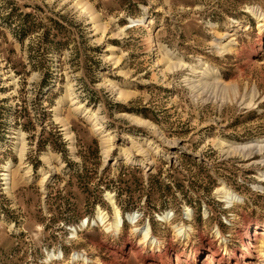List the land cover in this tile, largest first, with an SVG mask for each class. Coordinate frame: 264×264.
<instances>
[{
    "label": "rangeland",
    "instance_id": "rangeland-1",
    "mask_svg": "<svg viewBox=\"0 0 264 264\" xmlns=\"http://www.w3.org/2000/svg\"><path fill=\"white\" fill-rule=\"evenodd\" d=\"M259 17L264 0H0V264H162L167 250L203 264L205 242L224 251L217 231L244 250L264 227V153L227 145L264 140ZM205 65L223 83L200 90ZM148 225L162 247L141 240Z\"/></svg>",
    "mask_w": 264,
    "mask_h": 264
},
{
    "label": "bare ground",
    "instance_id": "bare-ground-1",
    "mask_svg": "<svg viewBox=\"0 0 264 264\" xmlns=\"http://www.w3.org/2000/svg\"><path fill=\"white\" fill-rule=\"evenodd\" d=\"M82 5L83 6H81V7L85 8L86 10L89 8V7H86L85 4H82ZM86 10H84V12ZM258 19H259V23H262L264 21V19L261 20L260 17ZM143 21L144 20H140V21L138 20V24H141ZM262 29H263V25H260L261 32H262ZM263 40H264V36H262V38L258 41L259 42V47H262ZM233 43H234V40H231V38H230V41L225 46L233 45ZM222 44L223 43H218L217 45L222 47L223 46ZM228 50L229 49H227V51ZM167 57H169V61H170L169 62V66H167L168 70L171 69L173 66L177 68L179 66L178 63L179 62L181 63V61H179L177 63L178 65H177L176 63L174 64L173 62H171V60L173 58L170 56V53H168ZM182 65L183 64L181 63L180 66H182ZM201 69H202V71L197 73L198 74V80L192 82V85L195 86L196 88L200 86L199 87L200 90H204L206 88H204L203 86H208L209 87L210 85L214 86V84L218 85L219 83H223L222 77H221V75H220V73L218 71H215L213 68H211L210 66H206V65H205V68L202 67ZM201 86L204 89H202ZM117 90H119V89H117ZM67 94H68V102H69L70 106L73 108L74 111H76V112L81 111V112H84L87 115H88V113H90L89 109L85 106V104L79 101V98L75 95L73 89L70 86H69ZM119 94L121 96L122 95L124 96L125 92L120 91ZM124 97L127 98V96H124ZM247 103L248 102H246V104ZM93 115L89 116V118L92 121V124H93V127L95 128V130L100 132L103 135V137H105V138L109 137L110 136L109 131H107L104 128V126L102 125V123H100L98 121V119L93 118L94 117ZM131 118H132V120L134 122H136L138 124H146L147 123L145 120H143V119H141L140 117H137V116H132ZM132 141H133L132 145L135 146L136 148H138L139 151H143L144 150V148H142V145H141V143L143 141L140 142V140L136 141L134 139ZM146 144H147V146H152V141L148 140V142ZM221 146H224V144L221 143ZM227 146L229 147L228 152L230 154H241V155H244L245 158H250V159L254 156L253 154H254L255 150H256L255 153H261V154L264 153V140H259V141L248 143V144L229 143ZM260 162L264 164V155L261 157ZM261 178L264 181V173H262ZM219 190H221V192L220 191L219 192L223 195V198L225 200H227V202L229 204H234L235 202H239V203L243 202V199H241V197H239L234 192H232L227 186H224L222 189H219ZM109 200H111V202L113 203L114 209H115V219H114V223L112 224L111 227H113L117 233H121L122 232V228H123V223H124L123 222V218L121 216V212H120L119 208L116 206L112 195L110 196ZM99 215H100L101 222H104L105 219H107L106 218L107 216L103 212H100ZM187 216L190 218L192 216V212L189 211L187 213ZM169 217H170L169 214H167L166 216H164L162 218H167L168 219ZM128 218H129V220L132 223L136 219V217L132 216V215H130ZM258 227L254 228V230L252 229L253 228L252 226H248L246 228V231H245V233L243 234V237H242L243 238L242 244H243L244 250L231 249L230 246L228 245V241L226 239L224 240V238L221 235L220 231H217V234L224 241L223 242L224 243V251L222 252L212 242H205L204 241L205 242L204 246H206L204 250L206 251V253L208 255H207L205 261L203 262V264H264V227L263 228H261V227L258 228ZM139 231H140V235L142 237L141 240L144 243H147L149 245L157 246L158 248L162 247V242L159 241L153 235L152 228H151L150 225L140 229ZM176 231H177V233L179 235L183 234V235L189 237L190 234H191L192 229L190 227L183 226V227H179V228L177 227ZM252 232H254V234H252ZM137 250H138L137 246L129 244V245L126 246V250H125L124 254L129 256V255L135 253ZM173 257H174V252L171 251V250H167L165 252V254H164V258H163L162 264H171ZM74 258L79 259L80 255L79 254H75ZM197 258H198V255L197 256H193L191 259L188 260V263L189 264H196L195 262H196ZM84 260H88V258H84ZM151 260H150V257H149L148 261L147 262L145 261V263L155 262L154 260H152V261ZM176 260H177L178 264L183 262V258L181 256H178V255H176ZM191 260H193V262L190 263Z\"/></svg>",
    "mask_w": 264,
    "mask_h": 264
}]
</instances>
